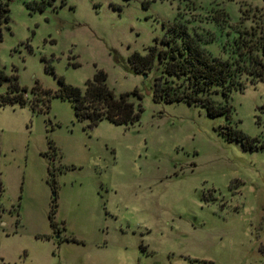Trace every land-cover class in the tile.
<instances>
[{
	"label": "rangeland",
	"instance_id": "obj_1",
	"mask_svg": "<svg viewBox=\"0 0 264 264\" xmlns=\"http://www.w3.org/2000/svg\"><path fill=\"white\" fill-rule=\"evenodd\" d=\"M33 1L8 3L0 70L27 91L34 81L52 91L55 78L82 91L100 69L115 97L135 90L126 99L141 111L131 126L101 119L88 128L54 96L45 110L33 105L35 113L0 106V264H264V81L226 100L228 124L255 138L258 147L247 150L219 133L224 117L152 102L153 68L133 73L126 62L174 21L226 59L237 30H264V0H52L40 11L25 8ZM47 140L52 177L42 156Z\"/></svg>",
	"mask_w": 264,
	"mask_h": 264
},
{
	"label": "trees",
	"instance_id": "obj_2",
	"mask_svg": "<svg viewBox=\"0 0 264 264\" xmlns=\"http://www.w3.org/2000/svg\"><path fill=\"white\" fill-rule=\"evenodd\" d=\"M10 0H0V24L8 20V3ZM52 0H39L26 4L25 8L40 11L50 5ZM1 35V34H0ZM200 38L194 33H188L184 24L174 21L165 27L162 38L146 47L144 54L131 52L126 62L133 73L144 70H154L150 87L152 102H183L187 105H197L204 109L207 117L222 116L227 124L220 126L219 133L226 141H236L242 149L253 150L258 146L255 138H250L236 127L228 124L230 107L226 103L231 91H241L244 85H253L256 81H264V30L261 28H241L231 38L226 59L211 56L201 46ZM124 68L125 65H122ZM47 73L52 72L51 66L43 63ZM241 76L246 79L241 80ZM57 87L54 90L41 88L34 81L27 91L17 83L14 73L5 74L0 70V85L5 88L0 92V106H27L31 112H39L33 105L39 103L44 110L49 98L54 96L70 103L73 118L85 121L86 127H92L101 119L114 125L131 126L138 121L141 107L133 105L126 97L132 92H124L115 97L107 88L105 74L95 69L91 79L84 81V87L79 88L55 78ZM30 94L28 99L26 94ZM218 95L222 102H215L213 96ZM55 154L54 147L47 140L46 150L42 153L47 160V175L52 177L51 160ZM61 169L60 166L57 167ZM1 190V187H0ZM48 214L52 228L51 213Z\"/></svg>",
	"mask_w": 264,
	"mask_h": 264
}]
</instances>
